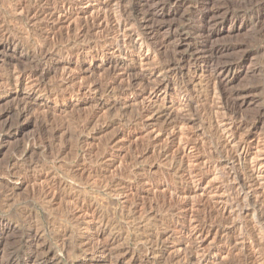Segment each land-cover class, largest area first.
Here are the masks:
<instances>
[{
  "label": "rangeland",
  "instance_id": "1",
  "mask_svg": "<svg viewBox=\"0 0 264 264\" xmlns=\"http://www.w3.org/2000/svg\"><path fill=\"white\" fill-rule=\"evenodd\" d=\"M115 1L0 0V264H264V0Z\"/></svg>",
  "mask_w": 264,
  "mask_h": 264
},
{
  "label": "bare ground",
  "instance_id": "2",
  "mask_svg": "<svg viewBox=\"0 0 264 264\" xmlns=\"http://www.w3.org/2000/svg\"><path fill=\"white\" fill-rule=\"evenodd\" d=\"M153 1V3H155V4H157L160 0H152ZM151 1V2H152ZM116 2V4H118L119 6L120 5H122V2H123V0H116L115 1ZM129 2H131V1H129ZM150 2V3H151ZM161 2H162V0H161ZM165 2H166V0H165ZM164 2V3H165ZM125 3H126V1H125ZM132 3V2H131ZM137 3V2H136ZM131 5V4H130ZM129 5V6H130ZM135 5V4H134ZM154 5V4H153ZM165 5H167V4H165ZM103 6V5H102ZM107 6V5H106ZM123 6H125V5H123ZM123 6H121V7H123ZM157 6V5H156ZM159 6V5H158ZM159 7H161V9H163L164 8V6H163V4L161 5V6H159ZM118 9H117V11L116 12H118V14H117V18H116V20L118 21V26H119V28L121 27V25H122V23H123V21H122V15L124 16L125 14L123 13V12H125L124 11V9H120V7H117ZM126 9V8H125ZM133 9V8H132ZM129 13V12H128ZM145 16V15H144ZM115 17V16H114ZM189 26V25H188ZM192 26V25H191ZM197 26V25H196ZM200 27V26H199ZM203 28V27H202ZM186 29H188V28H186ZM200 29V28H199ZM204 30V29H203ZM127 36V35H126ZM124 37V36H123ZM141 40V39H140ZM139 39H137L136 37H134V36H131L129 39H122L121 41H117L116 42V44H115V46H118L119 47V51H121V52H124L126 49H129V47H131V46H135L139 41H140ZM142 42H139V43H141V46L142 45H144V44H148V43H146V41L144 40V38L141 40ZM149 42V41H148ZM111 43V42H110ZM111 45V44H110ZM149 46V45H148ZM147 46V47H148ZM149 47H151V46H149ZM153 47V46H152ZM1 50V49H0ZM182 59V58H181ZM180 59V60H181ZM179 61V60H178ZM173 66V65H172ZM230 67V66H229ZM25 74V73H24ZM27 75H30V74H27ZM34 74H33V72H32V74H31V76H33ZM22 76H24L23 74H21V73H18V75H17V79H21L22 78ZM29 78V77H28ZM18 83V82H17ZM158 86H159V82H158V84H157ZM219 85V84H218ZM157 86V87H158ZM220 86V85H219ZM155 87V86H154ZM153 87V88H154ZM216 87V89L218 88V86H215ZM152 89V88H151ZM215 89V90H216ZM152 90H154V89H152ZM220 90V89H219ZM157 91V89H155L153 92H151L152 94H155V92ZM216 92H217V90H216ZM219 92V91H218ZM235 148H236V150H238L239 151V149H241V150H247V146L245 145V143H243V142H241V143H239L237 146H235ZM225 150V149H224ZM226 151H227V149H226ZM226 153V152H225ZM228 153V154H227ZM227 155L225 156L226 157V159L227 160H229L230 161V159L232 160V158H234L235 157V154H233V152L232 151H227ZM240 154V153H239ZM236 157H238V160H241V156H236ZM235 157V158H236ZM239 162V161H238ZM241 164V163H240ZM234 165V166H233ZM232 168L234 169V173L233 174H231L230 173V176L229 177H232V178H234L236 181H237V185L239 186V187H243V186H245L246 184H247V182L244 180V179H242V177H241V174H240V171H239V169H238V166L237 165H235V164H232ZM249 183V182H248ZM247 186V185H246ZM247 198H249L248 196H247ZM246 199V198H245ZM185 206V205H184ZM262 206V205H261ZM259 208V207H258ZM257 208V209H258ZM208 210V209H207ZM261 210V209H260ZM257 211V210H256ZM205 212V211H204ZM258 212V211H257ZM256 212V213H257ZM211 214V213H210ZM258 215H259V213H258ZM260 216H261V214H260ZM259 216V217H260ZM258 217V216H257ZM263 217V216H262ZM198 218V217H197ZM196 219V218H195ZM206 219H207V217H206ZM192 220H193V218L188 222L189 224H190V222H191V225H192ZM262 220V219H261ZM206 221V220H205ZM195 222V221H194ZM261 222V221H260ZM263 223H264V219H263ZM188 224V225H189ZM211 224V223H210ZM185 226V225H184ZM190 226V225H189ZM262 226H264V225H262ZM191 227H194V231H193V233H192V235H196V236H200V235H202V231L201 230H198L197 228H196V224L194 225V226H191ZM190 227V228H191ZM193 230V229H192ZM207 230H209V229H207ZM99 231V230H98ZM201 231V232H200ZM211 232V231H210ZM191 233V232H190ZM216 233V232H215ZM218 233V232H217ZM93 234H94V232H93ZM95 234H97L98 236H101L100 234H102V232L100 233V231L99 232H97L96 231V233ZM190 235V234H189ZM188 235V236H189ZM215 235V234H214ZM213 235V236H214ZM97 237V236H96ZM204 237V236H203ZM34 239H36V237L34 238ZM98 239L100 240V238L98 237ZM216 239V238H215ZM213 240V239H212ZM100 245H102V243L100 244ZM99 247V246H98ZM100 250H102L101 251V253H107V251H108V248H107V245H106V243L104 242V244L102 245V247H101V249ZM221 254V253H220ZM253 255V254H252ZM187 257V256H186ZM184 260V259H183ZM189 262L187 263V264H208V261H206V260H203V259H198V260H188ZM186 262V261H185ZM184 264V263H183Z\"/></svg>",
  "mask_w": 264,
  "mask_h": 264
}]
</instances>
